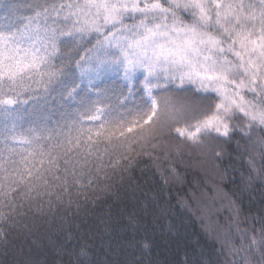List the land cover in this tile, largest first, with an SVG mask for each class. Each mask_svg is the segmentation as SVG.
Instances as JSON below:
<instances>
[{
    "label": "snow or ice",
    "instance_id": "6c2138e0",
    "mask_svg": "<svg viewBox=\"0 0 264 264\" xmlns=\"http://www.w3.org/2000/svg\"><path fill=\"white\" fill-rule=\"evenodd\" d=\"M193 148L216 181L207 210L224 264H264V209L251 216L242 202L245 192L264 197V0H0L5 248L13 230L31 233L37 215L47 221L45 205L57 211L67 196L64 210L79 209L73 190L87 200L101 173L108 180L109 168L119 170L123 180L143 163L162 185L151 209L136 198L122 217L142 257L155 245L149 227L169 214L164 186L183 183ZM110 249L69 237L51 264H116ZM173 255L167 264H215L187 245Z\"/></svg>",
    "mask_w": 264,
    "mask_h": 264
},
{
    "label": "trees",
    "instance_id": "16d2710c",
    "mask_svg": "<svg viewBox=\"0 0 264 264\" xmlns=\"http://www.w3.org/2000/svg\"><path fill=\"white\" fill-rule=\"evenodd\" d=\"M178 126L183 127V125ZM171 138L181 139L174 130ZM216 144L217 142L214 141L213 145ZM191 151V156L185 153L183 157L184 163L180 169L183 183L172 182L164 186L162 195L171 207L168 217L160 220L155 226V231H152L151 227L148 229V234L155 240L151 252H145L141 257L140 249L133 246L131 230L122 227V217H126L127 212L133 210V205L137 204L136 198L148 204L151 209L152 197L162 185L159 173L154 168L140 163L129 173H123V180L119 170L113 173L109 168L107 171L110 179L108 180H104L101 173V183L94 189L84 190L87 200L84 199L83 194L78 199L73 190L72 199L78 201L79 209L74 203L70 210H64L67 208V196L64 197V208L57 211H49L45 205L47 221L37 215L36 227L31 233L22 228L13 230L7 247L0 244V261L3 264H16L20 259H32L37 264H46V262L51 264L57 246L67 242L69 237L74 242L77 238L90 236L97 245L103 243L107 248L111 244L109 255L116 264L132 261L136 257H141L143 264H167L174 259L173 254L178 244L181 247L187 245L189 249L195 247L198 253L202 249L205 260L224 264L226 256L220 254V243L214 231L216 217L213 212L207 210L214 195L212 185L216 181L211 167H202L198 163L199 150L193 148ZM208 158L211 159V153H208ZM139 159L147 160V157ZM106 185L108 189L103 191ZM224 191L229 197L232 196L231 186ZM142 193H146L147 196H142ZM262 200L264 197H261L259 192H245L242 195L243 205L251 216H257L264 209ZM53 204H56L55 200ZM32 215L33 213H29L27 221L29 225L32 224ZM150 221L151 218H149ZM105 223L111 225L106 234ZM248 223L251 224L254 221L249 219ZM169 224L173 225L171 231L168 228ZM255 226L260 227L258 223ZM143 235V228H141L137 240ZM121 247L127 250L121 252L119 250Z\"/></svg>",
    "mask_w": 264,
    "mask_h": 264
}]
</instances>
